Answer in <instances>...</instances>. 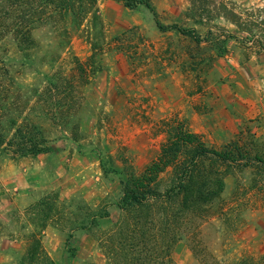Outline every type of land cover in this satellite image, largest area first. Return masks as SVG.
<instances>
[{
    "label": "rangeland",
    "instance_id": "rangeland-1",
    "mask_svg": "<svg viewBox=\"0 0 264 264\" xmlns=\"http://www.w3.org/2000/svg\"><path fill=\"white\" fill-rule=\"evenodd\" d=\"M150 1L156 17L144 5L97 0L81 25L68 20L66 36L44 25L27 53L5 43L15 107L42 127L51 151L0 153V264H47L27 259L34 236L55 264H111L107 246L126 215L118 207L124 173L139 175L157 158L166 123L210 149L264 158V49L251 40L264 30V0ZM157 21L194 31L199 42ZM79 63L88 76L65 125L34 94ZM104 210L108 218L77 227ZM171 218L180 236L172 264H264L258 170L230 168L219 198Z\"/></svg>",
    "mask_w": 264,
    "mask_h": 264
},
{
    "label": "trees",
    "instance_id": "trees-1",
    "mask_svg": "<svg viewBox=\"0 0 264 264\" xmlns=\"http://www.w3.org/2000/svg\"><path fill=\"white\" fill-rule=\"evenodd\" d=\"M118 1H124L132 9L144 5L156 17L150 0ZM96 2L0 0V153L12 151L28 157L51 151L42 127L25 116L26 110L15 107L18 103L10 94L13 80L5 57L9 51L5 43L11 41L20 53H27L35 48L33 32L44 25L56 29L58 26L66 36L68 20L76 26L81 25ZM157 25L161 31L176 29L183 35L192 34L199 42L194 31L164 27L159 21ZM251 40L264 49V30L254 31ZM87 74L84 65L79 63L69 75L57 73L48 76L44 89L35 91L34 95L52 119L61 118L62 124L68 125L78 103L80 84L86 80ZM165 134L166 140L159 155L141 174L124 173L118 207L126 215L107 246L111 264H172L170 250L180 236L170 230L171 216H187L213 203L224 191L225 176L230 168L258 170L264 174V158L259 155H238L239 151L231 146L224 150L210 149L199 135L180 124L166 123ZM166 173L168 177L163 182L160 176ZM42 205L40 201L36 207ZM108 217L106 210L91 214L90 219L87 218L88 223L82 219L77 227L91 228L100 218ZM27 259L30 263L42 259L47 264H55L42 255L41 241L37 236L33 238Z\"/></svg>",
    "mask_w": 264,
    "mask_h": 264
}]
</instances>
